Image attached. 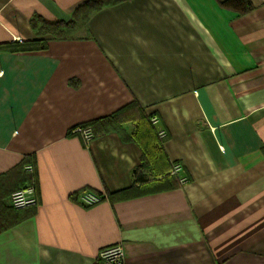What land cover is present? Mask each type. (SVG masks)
I'll use <instances>...</instances> for the list:
<instances>
[{
	"label": "crops",
	"instance_id": "0c3cea01",
	"mask_svg": "<svg viewBox=\"0 0 264 264\" xmlns=\"http://www.w3.org/2000/svg\"><path fill=\"white\" fill-rule=\"evenodd\" d=\"M86 1L0 0V46ZM250 2L125 0L45 49H0V212L27 185L37 199L2 217L0 264H96L115 244L125 264H264V0ZM123 109L90 146L69 135ZM83 190L103 198L84 206Z\"/></svg>",
	"mask_w": 264,
	"mask_h": 264
},
{
	"label": "trees",
	"instance_id": "16d2710c",
	"mask_svg": "<svg viewBox=\"0 0 264 264\" xmlns=\"http://www.w3.org/2000/svg\"><path fill=\"white\" fill-rule=\"evenodd\" d=\"M123 1L125 0H88L83 4H81L80 6H78L72 12L70 18L67 19V21L64 20L46 21L40 17L35 16L31 19L30 23L33 29H35V32L38 37L37 39L29 40V41H20V42L15 41L11 44L0 46V49H4L8 51H32L38 49H45L48 40L46 39V37L43 38V35H47V37L51 36L57 39L69 38L70 34H68V32L70 31L72 32L77 27L76 25L79 22L82 21L83 23H86L92 13L100 10L105 6L118 4ZM221 5L231 10H234L236 13L239 14L249 11L250 9L253 8V5L251 4L250 0H221ZM122 112H124V109L118 110L117 112L108 115L106 117L80 123L79 126L90 127L92 129L94 138H97L99 136H102L103 134H106L111 130L119 129L121 127L122 122L118 121V118L119 116H121ZM148 119H150V117ZM143 168L144 166L135 168L134 171L131 172L133 174L135 182H140L145 180V175L141 172L142 171L141 169ZM33 175L34 173L31 174V176H29L28 183L32 182V179L34 178ZM165 187H168V185H166ZM136 193L138 194V192ZM5 208L1 207L0 231L7 228V225H4L2 221V217L5 214L7 218L10 219L6 221V224L9 223L10 225L23 218V216L20 215L19 211H23L24 209H15L12 207L10 203Z\"/></svg>",
	"mask_w": 264,
	"mask_h": 264
},
{
	"label": "built area",
	"instance_id": "2783aa9c",
	"mask_svg": "<svg viewBox=\"0 0 264 264\" xmlns=\"http://www.w3.org/2000/svg\"><path fill=\"white\" fill-rule=\"evenodd\" d=\"M159 118L157 116H150L149 122L153 126H157L159 123ZM166 131L163 128H157L156 134L158 138L164 139L167 135ZM69 133L72 136L79 137L86 146H90L93 142L94 135L90 127L83 126H73ZM25 170L28 172H33V166L31 164L25 165ZM182 165L178 162L174 163L171 168V174L178 177L179 184H185L188 182V177L183 173ZM35 186L33 184L27 185L22 189L15 190L10 194V204L15 209H24L28 207L35 206L37 204V199L35 197ZM103 197L97 194H94L90 191L83 190L79 192L77 196V201L84 206H91L93 204L101 201ZM121 244H115L112 246L104 247L99 250L98 261L96 264H125L124 263V254Z\"/></svg>",
	"mask_w": 264,
	"mask_h": 264
},
{
	"label": "rangeland",
	"instance_id": "374dc122",
	"mask_svg": "<svg viewBox=\"0 0 264 264\" xmlns=\"http://www.w3.org/2000/svg\"><path fill=\"white\" fill-rule=\"evenodd\" d=\"M84 25H85V23H83L82 21L81 22H79L76 26V29H74L72 32L70 31V32H68V34H72V33H75V30H77V28H81V34H83V31H84ZM45 37H47V35H43V38H45Z\"/></svg>",
	"mask_w": 264,
	"mask_h": 264
}]
</instances>
